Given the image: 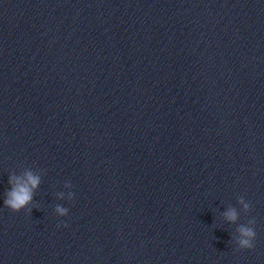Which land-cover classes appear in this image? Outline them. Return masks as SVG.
<instances>
[{
  "label": "water",
  "instance_id": "water-1",
  "mask_svg": "<svg viewBox=\"0 0 264 264\" xmlns=\"http://www.w3.org/2000/svg\"><path fill=\"white\" fill-rule=\"evenodd\" d=\"M0 264H264V0H0Z\"/></svg>",
  "mask_w": 264,
  "mask_h": 264
},
{
  "label": "clouds",
  "instance_id": "clouds-1",
  "mask_svg": "<svg viewBox=\"0 0 264 264\" xmlns=\"http://www.w3.org/2000/svg\"><path fill=\"white\" fill-rule=\"evenodd\" d=\"M40 182V175L31 170H25L20 175H10L8 179L9 188L3 193V205L17 212L21 209H25L32 202L34 191L39 187ZM66 187H71V185H66ZM60 195L61 197L63 196V194ZM73 198L74 196L70 192L69 199ZM240 203L243 208L247 210L249 205L245 203L243 199L240 200ZM55 213L59 217H65L69 214V209L57 205ZM223 215L229 222L235 223L238 219V213L234 208H229ZM237 233L235 237L237 247L239 249H251L256 235L254 229L249 226L241 225L237 228Z\"/></svg>",
  "mask_w": 264,
  "mask_h": 264
}]
</instances>
